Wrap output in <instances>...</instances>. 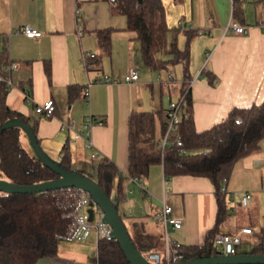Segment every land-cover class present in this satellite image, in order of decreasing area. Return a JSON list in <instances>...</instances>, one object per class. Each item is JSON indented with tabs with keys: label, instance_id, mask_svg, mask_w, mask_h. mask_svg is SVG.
I'll list each match as a JSON object with an SVG mask.
<instances>
[{
	"label": "crops",
	"instance_id": "obj_1",
	"mask_svg": "<svg viewBox=\"0 0 264 264\" xmlns=\"http://www.w3.org/2000/svg\"><path fill=\"white\" fill-rule=\"evenodd\" d=\"M233 1L163 0L169 46L175 41L183 49L186 31L197 32L190 39L187 66L178 62L170 69L153 70L143 63L137 34L128 29L126 15L116 12L109 0H0V52L7 49L12 61L8 69L16 64L9 72L7 105L35 127L40 150L47 159L58 163L68 152L72 169L84 174V161L88 157L94 160L91 155L98 152L96 160L113 162L130 190L136 183L128 175V123L133 111L153 112L156 137H160L166 111L171 101L179 100L187 82L198 132L223 121L234 107H249L264 100V0H238L243 11L239 16L234 15ZM231 21L246 31L234 33L227 27ZM25 25L40 30L42 36L24 35ZM107 29L111 30L110 45L104 48L98 33ZM158 56L173 58L172 54ZM130 67L139 71L136 81L125 80ZM167 71L173 72L174 83L159 81V75L165 76ZM71 86L77 89L74 97L69 94ZM86 87L89 99L83 94ZM49 99L56 104L54 114L36 113V105ZM87 116L101 121L93 125L92 147L87 146L85 137L76 136L84 131ZM28 137L23 130L21 141ZM35 154L31 155L38 158ZM146 179L143 195L151 208L140 207V212L136 210L135 216L128 218L132 230L139 227L160 236L156 252H161L164 228L154 214L165 196L173 214L184 219L182 229H169L170 235L183 246H203L216 222L212 181L205 176L166 177L163 164L152 165ZM223 187L230 215L220 234H240V246L244 242L240 252H250L254 234L240 230L246 226L259 230L264 219L239 223L234 216L238 205L258 208L264 203V138L259 149L236 162ZM246 192L252 198L244 206L241 195ZM125 200L132 206L136 201L130 197ZM97 242L92 236L84 242L60 238L56 255L34 264H98Z\"/></svg>",
	"mask_w": 264,
	"mask_h": 264
},
{
	"label": "trees",
	"instance_id": "obj_2",
	"mask_svg": "<svg viewBox=\"0 0 264 264\" xmlns=\"http://www.w3.org/2000/svg\"><path fill=\"white\" fill-rule=\"evenodd\" d=\"M113 9L127 17V27L136 32L143 63L153 70L169 68L178 62L188 65L190 39L195 31H186L187 42L183 49L174 41L168 45L169 27L163 0H109ZM234 15L243 13L240 1L234 0ZM111 30L98 33L102 47L110 45ZM172 54L171 59L158 55ZM12 61L7 49L0 52V174L13 183L33 184L50 180L59 173L41 159L31 155L21 141L23 128L2 126L9 120H21L35 133V127L19 112L7 105L6 97ZM187 78V77H186ZM188 86V82H187ZM187 88V87H186ZM184 92L186 89L183 90ZM77 89L69 88L70 97ZM178 136L181 147L171 142L162 149L160 140L165 132L156 137L155 114L133 111L129 117V173L131 177L145 179L150 168L163 164L166 177L193 175L208 177L214 187L217 214L214 227L208 232L203 246H183L186 259L200 254H215L214 237L220 234L221 225L230 215L223 185L231 176L236 162L260 147L264 138V100L249 107H234L228 116L208 130L198 132L195 128L191 107L190 89L185 92ZM162 119V118H161ZM58 166L71 171V157L65 152ZM80 172L78 170H75ZM96 174L89 177L96 180L110 195L116 188L117 202L125 198L123 180L116 165L101 159L95 168ZM117 183L115 184V181ZM65 189L44 193H6L0 191V264H34L40 258L51 257L58 252L60 238L66 234L69 224L71 201ZM112 199V197H111ZM114 202V200L112 199ZM119 210L118 205L114 202ZM120 213V212H119ZM121 215V214H120ZM137 227V226H136ZM251 227V226H250ZM131 235V233H130ZM131 238L143 254L158 251L160 236L148 234L139 227ZM253 253L264 254V221L254 233ZM98 264H131L124 255L119 242L113 238H102L97 242Z\"/></svg>",
	"mask_w": 264,
	"mask_h": 264
},
{
	"label": "built area",
	"instance_id": "obj_3",
	"mask_svg": "<svg viewBox=\"0 0 264 264\" xmlns=\"http://www.w3.org/2000/svg\"><path fill=\"white\" fill-rule=\"evenodd\" d=\"M234 33L242 34L244 33L245 27L236 21H231L228 26ZM22 33L30 38H38L42 36V32L30 25H25L22 27ZM93 56L94 54H90ZM16 64H13L8 70L10 72L11 68H15ZM139 78V71L135 67H130L125 80L128 82L136 81ZM159 81L165 84H171L175 82L174 74L171 71H167L165 76L161 74L158 77ZM9 84L10 77L8 79ZM190 89V84H188L186 91ZM185 91V92H186ZM185 92L183 91L181 97L177 101H171L167 111H166V129L160 140V145L162 149L167 147L171 142H174L177 146L181 147L183 145L182 140L178 136V127L181 122L182 116V105L185 100ZM83 94L86 99H89V88L86 87L83 90ZM56 104L54 100L49 99L42 103H39L35 107V111L38 114L52 116L55 111ZM97 121L92 116H87L84 123V131L78 132L77 137H85L87 141V146L92 147L93 142L91 138L93 125ZM69 128L70 126L67 125ZM100 157L98 152H93L91 158L96 160ZM131 180L139 184L142 191L146 192V186L142 179L137 177H131ZM225 187L223 190L225 191ZM65 194L71 201L70 212V224L66 234L61 238L69 241L84 242L89 239V237L94 234V237L98 241L102 238H111L112 227L109 223L104 220V213L94 197L86 190L70 187L65 188ZM252 195L250 192L243 193L241 195V204L246 206L249 204ZM92 209V219H90L89 210ZM95 209L97 210V220L94 222ZM154 218L160 223L164 228V235L162 238V250L159 252L160 260L163 263H178L185 260V255L183 253V244L174 239L170 233L169 229L180 230L184 226V219L182 217L175 216L173 214V208L166 202L165 196L161 199V206L155 212ZM258 231L255 227H242L240 232L246 234H254ZM241 242L240 234H217L214 237V244L222 245L224 250L219 251V253H227L229 249L230 254L237 253L236 245Z\"/></svg>",
	"mask_w": 264,
	"mask_h": 264
},
{
	"label": "water",
	"instance_id": "obj_4",
	"mask_svg": "<svg viewBox=\"0 0 264 264\" xmlns=\"http://www.w3.org/2000/svg\"><path fill=\"white\" fill-rule=\"evenodd\" d=\"M12 125H19L23 128V130L29 135L32 145L38 154V158L47 165L53 167L59 173V176L33 184H17L0 177V191L6 193L38 194L70 187L84 189L97 201L104 213V220L112 227L111 238L116 239L119 242L125 257L131 264H168L161 262L160 254L158 252H152L146 255L136 248L118 208L112 201L110 195L96 180L75 170H62L57 163L47 159L40 150L37 137L33 130L28 124L21 120H9L2 126V128ZM92 211V209L89 210L91 215L90 219H92ZM170 264H264V254L253 252H237L235 254H230L228 249L227 253L218 252L215 254H200L194 258Z\"/></svg>",
	"mask_w": 264,
	"mask_h": 264
},
{
	"label": "rangeland",
	"instance_id": "obj_5",
	"mask_svg": "<svg viewBox=\"0 0 264 264\" xmlns=\"http://www.w3.org/2000/svg\"><path fill=\"white\" fill-rule=\"evenodd\" d=\"M186 87H187V83H185L183 85L182 93H183V90L186 89ZM29 139L28 140H26V139L23 140L22 139V142H23V145H24L25 149L28 151L29 154H33V152H34V154L36 153L35 155H37V152L35 151V148L33 147L32 143H31V141ZM98 162L99 161L91 160L88 157L87 162L84 161L85 166L87 167V168H84L85 169L84 170V175H87V176L92 175L94 177L95 174H96L95 168H96V165H97ZM77 164H79V163L77 162ZM145 180H147V179L145 178L142 181L144 182ZM116 183H117V180L115 181V184ZM126 184H127V181L124 180L125 198H124V200L121 203L117 202V194H116V188L115 187L113 189L111 197L114 200V202L118 205L119 212H120V214L122 216V219L124 220V222L127 225V229L129 231V233H131V235H133L134 231L132 230L131 224H129L128 218L130 219V218H132L133 215L135 216L136 210H139L140 207H147L148 203H147V198H145V196L143 195L144 191L141 190V188H140L138 183L137 184L136 183H132L130 190H128L129 188L126 189ZM130 191L134 192V193H131ZM126 196L132 198V200H133V198L136 199L134 206H132L130 203L126 202V200H125V199H127ZM149 208H151V207H149ZM237 208H238L237 209L238 210L237 211L238 212L237 216L236 217L234 216L235 219L234 218L233 219L237 220V222L239 221V223H242V222L249 223V222L253 221V219H257V218H259L260 221L264 219V203L260 204V206L258 208L257 207L254 208V207H251V206L250 207H243V206H239V205H238ZM140 211L141 210H139V212ZM96 220H97V210L95 209L94 222H96ZM92 237H94V234H92ZM251 239H252L251 241L253 242V237H251ZM242 245H244V242L242 243ZM242 245L240 246V243L238 245H236V251L238 253H241L240 251H241ZM252 245H254V244H252ZM253 247L251 246L250 252L253 251ZM216 248H217L218 251H223L224 250L222 245H216ZM250 252H247V253H250Z\"/></svg>",
	"mask_w": 264,
	"mask_h": 264
}]
</instances>
